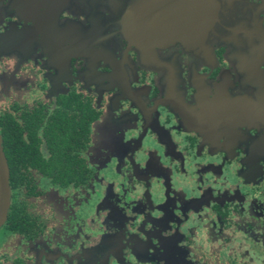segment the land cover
I'll list each match as a JSON object with an SVG mask.
<instances>
[{"label": "flooded vegetation", "instance_id": "flooded-vegetation-1", "mask_svg": "<svg viewBox=\"0 0 264 264\" xmlns=\"http://www.w3.org/2000/svg\"><path fill=\"white\" fill-rule=\"evenodd\" d=\"M1 103L0 264H264V0H0Z\"/></svg>", "mask_w": 264, "mask_h": 264}, {"label": "trees", "instance_id": "trees-1", "mask_svg": "<svg viewBox=\"0 0 264 264\" xmlns=\"http://www.w3.org/2000/svg\"><path fill=\"white\" fill-rule=\"evenodd\" d=\"M63 114L64 113L62 112L58 113L60 119L64 118ZM52 127H54V131H52L50 134L54 136V139L52 142H49V150L51 152L50 158L49 160L45 161L39 155L37 167L40 172L52 177V181L54 183L61 186H67L70 182L78 180L73 176L72 171L75 167L79 168L80 164L69 156L68 152L70 151V147L68 146V143L63 137H59V134L57 133L58 129L62 127V125L55 122ZM8 152L9 166L11 167L13 177L14 172L17 171L16 166L19 164L17 156H24V150L23 148L13 146L9 147ZM27 154L32 156L31 149L28 150Z\"/></svg>", "mask_w": 264, "mask_h": 264}, {"label": "rangeland", "instance_id": "rangeland-1", "mask_svg": "<svg viewBox=\"0 0 264 264\" xmlns=\"http://www.w3.org/2000/svg\"><path fill=\"white\" fill-rule=\"evenodd\" d=\"M5 103H1L0 104V108L4 107ZM97 184V183H96ZM42 185V189H46L47 193H55V194H59V192H57V190H52L51 188H48L47 184H41ZM99 187V186H98ZM98 187H96L95 189H97ZM98 191L96 194H91L92 197L91 201H90V208H88L86 211V222L85 223H99V209L97 208V203H99V188L96 190ZM139 192V190L137 191V193ZM75 191L74 190H70L67 191L65 193H62L60 196L61 197H70L72 198L73 196H77V198H79L80 193L74 195ZM81 196L83 197V195L81 194ZM94 224H90V227L93 226V228H90L89 231H91V229H93L94 232H96V229L94 228ZM242 247L244 248V245H242ZM241 250V249H240Z\"/></svg>", "mask_w": 264, "mask_h": 264}, {"label": "water", "instance_id": "water-1", "mask_svg": "<svg viewBox=\"0 0 264 264\" xmlns=\"http://www.w3.org/2000/svg\"><path fill=\"white\" fill-rule=\"evenodd\" d=\"M9 204L8 169L0 148V224L6 219Z\"/></svg>", "mask_w": 264, "mask_h": 264}]
</instances>
